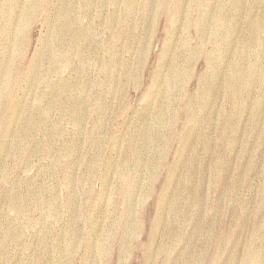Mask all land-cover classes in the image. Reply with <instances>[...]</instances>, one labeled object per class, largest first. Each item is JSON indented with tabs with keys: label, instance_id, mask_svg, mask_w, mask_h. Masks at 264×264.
<instances>
[{
	"label": "rangeland",
	"instance_id": "1",
	"mask_svg": "<svg viewBox=\"0 0 264 264\" xmlns=\"http://www.w3.org/2000/svg\"><path fill=\"white\" fill-rule=\"evenodd\" d=\"M0 264H264V0H0Z\"/></svg>",
	"mask_w": 264,
	"mask_h": 264
}]
</instances>
